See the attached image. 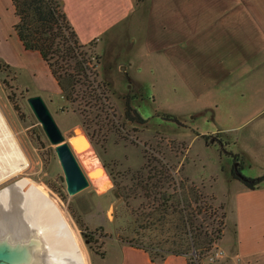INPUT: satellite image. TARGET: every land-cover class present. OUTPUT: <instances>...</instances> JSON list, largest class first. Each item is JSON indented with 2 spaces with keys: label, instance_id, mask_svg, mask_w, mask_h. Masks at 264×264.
Listing matches in <instances>:
<instances>
[{
  "label": "rangeland",
  "instance_id": "374dc122",
  "mask_svg": "<svg viewBox=\"0 0 264 264\" xmlns=\"http://www.w3.org/2000/svg\"><path fill=\"white\" fill-rule=\"evenodd\" d=\"M135 2L136 14L129 25L118 24L102 42L94 40L87 48L88 81L83 84V78L77 76V97L66 100L55 91L40 57L19 44L13 30L17 18L12 5L0 0V113L26 159V163L6 158L0 161V173L6 175L0 179V193L21 181L35 184L58 207L84 264H104L102 255L115 257V247L127 245L124 239L136 237L134 231L140 227L149 226L138 230L142 241L169 247L176 240L173 227L177 215L171 213L173 209L183 208L186 217L195 220L203 231L224 223L219 193L231 180L242 183L236 175L242 176L240 165L232 161V167L215 133L199 136L193 127L214 130V123L218 125L206 108L235 104L242 112L253 108L245 109L252 90L246 88V77L257 79L264 88L262 73L245 74L248 71L243 68L234 85L230 86L226 78L214 91L207 90L205 83L208 85L219 73L214 65L227 54V48L241 57L253 55V51L237 50L236 45L242 46L239 39L223 40L216 26L210 30L208 41L207 37L195 38L199 45L192 47L197 50L172 45L182 38L174 26L181 8L213 16L220 4L178 0L179 11L167 4L176 13L169 26L164 23V29L162 21L155 20L153 0ZM32 95L46 102L66 141V134L80 127L91 142V149L76 156L89 174L90 185L75 196H68L53 146L27 105L26 99ZM220 110L214 111L218 119ZM221 118H226V110ZM233 122L238 123V119ZM165 205L172 207L161 211ZM5 219L9 221L0 225V230L14 235L15 230H24L18 224L17 211ZM151 221L154 225L149 224ZM218 243L208 250L199 248V259L191 251L189 264H213L208 256L219 248ZM24 264L34 263L26 256Z\"/></svg>",
  "mask_w": 264,
  "mask_h": 264
},
{
  "label": "crops",
  "instance_id": "0c3cea01",
  "mask_svg": "<svg viewBox=\"0 0 264 264\" xmlns=\"http://www.w3.org/2000/svg\"><path fill=\"white\" fill-rule=\"evenodd\" d=\"M63 1L66 16L79 42L83 45L96 39H101L102 42L104 36L108 35L113 27L118 24L129 25L136 14L135 0ZM153 1L155 20L157 23L162 21L161 26L164 23L169 26L168 21L176 13L172 7L178 9V0H170V3L167 0ZM212 1L220 4L219 9L215 10L217 13L213 16L209 12L188 13L186 9L181 8L179 20L174 26L176 32L181 33L178 36L182 38L179 41L174 40L172 45L176 44L178 48L185 50L197 46L199 44L195 43V38L207 37L208 41L210 30L216 26L223 40H232L233 37L235 40H240L238 42H241L242 46L236 45L238 51L245 49L249 54L253 51L252 56L250 54L249 57H241L236 54L237 51H228L227 48L224 51L227 54L214 65L219 73L211 82L209 81L208 85L205 83L208 91H214L218 88L217 85L221 84V80L226 78L230 81V86L234 85L240 80L237 75H241L243 68H246L243 71H248L245 74L259 72L264 75V0ZM167 4L173 6L170 8ZM255 37H258L256 38L258 42H255ZM244 46L248 47L242 48ZM192 49L197 50L194 47ZM24 69L28 68L24 67ZM245 81L246 88L252 89L248 99L245 100V109L250 105L253 108L242 112L237 104L226 108L221 105L216 106L215 110L221 108L220 119L215 116V110L206 108L211 120L213 122L216 120L218 125L214 123V130H200L197 126L193 128L200 132L199 136L215 133L219 139L218 143L226 148L224 151L228 154L226 158L230 163L236 161L240 165L239 170L244 178L257 179L264 176V88L259 85L257 79H252L250 76L246 77ZM53 82L55 91L60 93L56 82L54 80ZM260 90L262 92H258ZM240 97L243 95L240 94ZM223 110H226L225 119L221 118ZM236 118L238 123L233 122ZM219 194L224 211V226L218 246L224 251V256L213 264H264V182L259 188L248 189L240 181L231 180L229 187ZM115 248L118 251L116 256L109 258L106 255L102 259L104 264H155L143 250L129 245H117ZM163 264H188V259L182 255H168Z\"/></svg>",
  "mask_w": 264,
  "mask_h": 264
},
{
  "label": "trees",
  "instance_id": "16d2710c",
  "mask_svg": "<svg viewBox=\"0 0 264 264\" xmlns=\"http://www.w3.org/2000/svg\"><path fill=\"white\" fill-rule=\"evenodd\" d=\"M10 3L17 18L13 30L22 48L38 54L56 82L60 94L66 100H71L72 95L77 97L75 87L80 80L76 77H82L83 84L88 81L86 64L89 56L87 59L85 56L92 42L86 45L79 42L61 0H10ZM132 113L137 117L134 111ZM263 182L264 176L242 181L248 189L259 188ZM168 207L172 206L165 205L161 211L167 212ZM184 212L183 208L171 211L177 215V222L173 227L176 231V240L171 241L169 247L142 241L138 230L144 227L134 231L138 237L125 238L124 242L133 248L145 251L155 264H163L168 255H182L190 259L191 251L199 259L201 257L199 248L208 250L212 244L220 240L224 224L220 221L216 228L203 231L202 227L196 224L195 220L187 218ZM149 224L154 225L152 221ZM104 257L102 255V258Z\"/></svg>",
  "mask_w": 264,
  "mask_h": 264
},
{
  "label": "bare ground",
  "instance_id": "6f19581e",
  "mask_svg": "<svg viewBox=\"0 0 264 264\" xmlns=\"http://www.w3.org/2000/svg\"><path fill=\"white\" fill-rule=\"evenodd\" d=\"M0 139L1 162L6 158L10 162L18 160V162L26 163L25 156L19 149L16 139L8 129L1 113ZM5 176L0 173V179ZM16 211L18 224L24 227V230L23 228L21 231L15 230V235L12 231L0 230V242L11 245L20 244V247L24 249L25 257L20 259L22 262L19 261L18 264H24L26 256L34 264H84L74 237L58 207L29 180L21 181L0 193V225L7 223L9 220L5 218L12 217ZM10 214L11 216H8ZM28 232L29 239L26 237Z\"/></svg>",
  "mask_w": 264,
  "mask_h": 264
},
{
  "label": "water",
  "instance_id": "95a60500",
  "mask_svg": "<svg viewBox=\"0 0 264 264\" xmlns=\"http://www.w3.org/2000/svg\"><path fill=\"white\" fill-rule=\"evenodd\" d=\"M26 102L33 116L40 124L47 141L53 146L68 196H75L87 189L90 185L89 174L83 171L76 158L77 155L91 149L92 145L87 135L80 127H75L66 134L68 138V141H66L65 136L60 131L41 96H29ZM236 175L242 181L246 180L240 174L236 173ZM115 196L118 197L117 194ZM116 206L117 203L112 206L113 212H115ZM23 250L18 243L11 245L6 242H0V264H18L22 262L20 259L25 257Z\"/></svg>",
  "mask_w": 264,
  "mask_h": 264
},
{
  "label": "built area",
  "instance_id": "2783aa9c",
  "mask_svg": "<svg viewBox=\"0 0 264 264\" xmlns=\"http://www.w3.org/2000/svg\"><path fill=\"white\" fill-rule=\"evenodd\" d=\"M97 40V39H96ZM90 58V57H89ZM93 59V58H92ZM89 61V60H88ZM224 256V251L221 250L218 247H215L212 252L209 254L208 259L210 262H215L218 259L222 258Z\"/></svg>",
  "mask_w": 264,
  "mask_h": 264
}]
</instances>
